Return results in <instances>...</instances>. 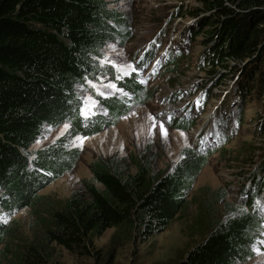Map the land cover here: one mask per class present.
<instances>
[{"label": "trees", "instance_id": "obj_1", "mask_svg": "<svg viewBox=\"0 0 264 264\" xmlns=\"http://www.w3.org/2000/svg\"><path fill=\"white\" fill-rule=\"evenodd\" d=\"M123 1L0 0V264H54L49 253L53 244L102 264L108 255L97 249V238L109 228L117 229V239L136 230L148 238L168 228L207 162L193 148L165 170H158L146 151L139 157L99 158L90 166L92 177L67 199L42 202L40 190L70 169L79 154L65 141L31 149L44 126L70 123L71 135L89 136L114 124L105 114L82 113L78 93L85 85L91 96L107 100L114 118L127 114H119L123 106L118 100L96 94L91 85L101 70L102 47L118 42L115 36H122L120 26L128 22L125 13L111 7ZM197 1L201 7L187 5L180 15L200 19L198 34L213 49L207 56L210 70L264 64V0ZM111 73L113 81H123L122 72L114 75L113 65ZM225 77L215 86L226 85ZM256 84L264 86V79ZM255 136L264 140V128ZM254 146L252 142L241 152V160L250 157ZM24 207L34 209L38 218L36 231L22 240L15 223H3L1 214L10 218ZM207 212L203 239L176 264L245 263L252 256L249 244L256 219L245 206L223 219L217 209Z\"/></svg>", "mask_w": 264, "mask_h": 264}, {"label": "rangeland", "instance_id": "obj_2", "mask_svg": "<svg viewBox=\"0 0 264 264\" xmlns=\"http://www.w3.org/2000/svg\"><path fill=\"white\" fill-rule=\"evenodd\" d=\"M163 1L141 0V3L134 1L133 4L132 1L124 0L111 6L127 15L128 22L124 25L128 28L122 36H115V41L118 42H107L102 47V57H98L101 64L99 69L101 70L96 75L97 80L92 81L91 85L99 94H109L112 99L120 101L119 105L123 107L119 114L124 110H126L127 114L124 115L123 113L118 116V119L114 118L108 108L107 100L99 101L91 96L86 85L82 89L81 87L79 88V90L81 89L78 93L79 101L83 100L81 110L84 114L89 116L105 114L108 117H112L116 122L112 125L101 127L89 136L71 135L72 127L70 123H61L56 127L44 126V130L38 135L37 143L31 149L43 150L52 148L61 141L70 143L72 147L79 149V154L71 168L65 170L40 190L39 195L44 197L42 201L44 204L58 203V201L67 199L81 186L83 180H88L92 177L90 166L99 158L115 157L116 159H121L131 155L139 157L141 152L146 151L148 157L153 158L155 162L157 161L158 170H165L173 169L193 148L191 146V137L195 134V130H183L179 127H174V125L167 126L164 124L162 129L158 116L159 109H161L159 100L164 94L163 91L170 90V87L177 89L181 85L176 84V81H184L193 76L191 72L186 70L188 68L187 64L180 66V70L186 71H183L182 74L178 72L173 75L169 80V85L167 82L163 83V79L157 82L162 84L158 85L149 98L142 102H139V100L144 97L146 86L139 78H131L119 82V84L112 80V65L115 76L119 72L125 73L132 70L129 65V53L124 41L133 30V35L128 41L129 50L133 52L134 49L130 47V44L135 39V35L145 27L150 28V25L156 21L158 13L156 6ZM176 1L178 0L173 2ZM184 1L190 7H201L200 2L197 0ZM194 20L192 18L191 21ZM176 22L180 26L184 23L181 19H176ZM201 37L202 35L199 36V38ZM204 41V38L198 40L194 59H199L205 53L207 45ZM195 63L194 61L193 66ZM137 66L140 70L141 65L138 64ZM146 68L149 69L150 65H143L141 70ZM178 68L179 65L176 66L173 72L178 71ZM153 70H156V68L154 67ZM236 70H238V67L235 69L230 68L226 71L227 73H233ZM166 75L167 72H165L164 77ZM178 76L180 77L177 78ZM112 84L116 85V87L112 88ZM150 88L148 89L150 90ZM252 106L258 109L257 105L252 104ZM255 119H250L249 123L243 128L240 125L239 134L219 150L218 153L207 159L206 164L202 167L187 193L186 205L168 228L156 230L148 238L138 236V230H136L131 234H122L120 239L115 238L117 229L109 228L101 237L97 238L95 240L97 249L108 255L102 264H176L183 260L187 253L203 239L205 224L208 222V208H211L214 212L217 209L222 219L227 216V213L229 214L238 209L239 206L233 203L228 189L230 190L231 188L232 179L235 177L237 165L239 164L235 159H242L241 152L244 149L248 150L246 147H249L248 143L250 141L256 140L254 135L255 128L257 130L261 128ZM163 130H166V135L163 134ZM256 145L257 147L253 148L250 157L244 161L251 162L253 158L258 161L264 158V143H257ZM13 213L10 218H5L4 215L6 213L2 212V222L8 223V225L15 223L14 228L19 233V238L25 240L27 235H31V233L36 231L38 216L34 209L27 207L16 208ZM248 213H250L249 210ZM250 243L249 251L252 256L241 264H264L263 222H258ZM14 247L18 248V246L14 245L10 246L12 249ZM2 248L0 247V251ZM49 253L54 264H94L92 260L77 258L80 256L69 254L66 249L56 244L51 246Z\"/></svg>", "mask_w": 264, "mask_h": 264}, {"label": "clouds", "instance_id": "obj_3", "mask_svg": "<svg viewBox=\"0 0 264 264\" xmlns=\"http://www.w3.org/2000/svg\"><path fill=\"white\" fill-rule=\"evenodd\" d=\"M138 2H140L141 3V1L140 0H138ZM187 5H189V4H187ZM187 5L185 6V8L187 7ZM193 7H195V6H193ZM184 8V9H185ZM188 17H191V16H184V18H188ZM192 18V17H191ZM200 21V20H199ZM205 42V41H204ZM207 45V49L209 50V53L211 54V52H212V47L211 46H209L208 44H206ZM194 59V58H193ZM182 64H186L185 62H182V63H179V68H178V71H176V72H173L174 71V69L175 68H173L165 77H164V75H162L161 76V78L162 79H166L165 81H163V83L164 82H169V80L173 77V75H176L178 72H179V74H182L183 73V71H186V70H188V68L186 69V70H180V66L182 65ZM210 66H209V63H208V58H206V69L207 70H209V73H211L213 70H210V68H209ZM238 67H239V65H238ZM223 70V69H222ZM189 71V70H188ZM220 71H221V69H220ZM222 76H226L225 77V79H228V73H227V71L226 70H223V72H221L220 74H218V75H216V78H220V77H222ZM180 76H178L177 78H179ZM176 78V79H177ZM224 81V80H223ZM162 83H160V85H161ZM216 85V84H215ZM155 88H156V86H154L153 88H151L152 90H155ZM160 108H161V106H160ZM160 119V118H159ZM160 121H161V119H160ZM162 122V121H161ZM165 125V124H164ZM257 139H259V138H257ZM252 142H255V141H252ZM252 142H250V143H252ZM250 143H248V145L250 144ZM260 144L259 142H256L255 144ZM192 146V145H191ZM257 146V145H256ZM222 149V148H221ZM216 153H218V152H216ZM216 153H213V154H211V155H209V156H200V157H202V158H204V159H208L209 157H211L212 155H214V154H216ZM195 154H196V152H195ZM197 155V154H196ZM198 156V155H197ZM249 163L250 162H246V161H244V159L243 160H240L239 161V164L237 165V171H236V173H238L240 176L241 175H243V173H242V169H246L247 167V165H249ZM262 178V177H261ZM229 190V189H228ZM230 191V190H229ZM230 193H231V191H230ZM231 198H232V200H233V202L235 203V204H237L235 201H234V199H233V197H232V193H231ZM237 205H239V204H237ZM239 206H243V205H239ZM246 207V206H245ZM247 208V207H246ZM248 209V208H247ZM249 214H251V213H249Z\"/></svg>", "mask_w": 264, "mask_h": 264}, {"label": "snow or ice", "instance_id": "obj_4", "mask_svg": "<svg viewBox=\"0 0 264 264\" xmlns=\"http://www.w3.org/2000/svg\"><path fill=\"white\" fill-rule=\"evenodd\" d=\"M134 71H135V69H134ZM118 78H119V77H118ZM111 87H112V88H115L116 85L112 84ZM161 128L163 129V122H161ZM163 134L166 135V130H163Z\"/></svg>", "mask_w": 264, "mask_h": 264}, {"label": "bare ground", "instance_id": "obj_5", "mask_svg": "<svg viewBox=\"0 0 264 264\" xmlns=\"http://www.w3.org/2000/svg\"><path fill=\"white\" fill-rule=\"evenodd\" d=\"M179 26H180V24H179ZM140 65V64H139Z\"/></svg>", "mask_w": 264, "mask_h": 264}]
</instances>
